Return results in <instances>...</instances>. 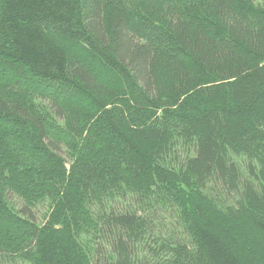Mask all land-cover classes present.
Returning <instances> with one entry per match:
<instances>
[{
    "label": "trees",
    "instance_id": "16d2710c",
    "mask_svg": "<svg viewBox=\"0 0 264 264\" xmlns=\"http://www.w3.org/2000/svg\"><path fill=\"white\" fill-rule=\"evenodd\" d=\"M0 264H264V0H0Z\"/></svg>",
    "mask_w": 264,
    "mask_h": 264
},
{
    "label": "rangeland",
    "instance_id": "374dc122",
    "mask_svg": "<svg viewBox=\"0 0 264 264\" xmlns=\"http://www.w3.org/2000/svg\"><path fill=\"white\" fill-rule=\"evenodd\" d=\"M62 154L64 157H66V154L64 152H62ZM11 199L17 208H21L23 206V201L19 197H17L16 195L11 194ZM45 210H46V207H44V206L34 208L31 211V215L35 220H37L38 222H41L43 217H44Z\"/></svg>",
    "mask_w": 264,
    "mask_h": 264
}]
</instances>
